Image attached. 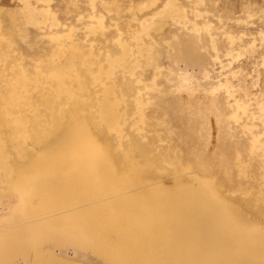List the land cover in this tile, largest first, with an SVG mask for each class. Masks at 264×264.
I'll use <instances>...</instances> for the list:
<instances>
[{
    "label": "rangeland",
    "instance_id": "obj_1",
    "mask_svg": "<svg viewBox=\"0 0 264 264\" xmlns=\"http://www.w3.org/2000/svg\"><path fill=\"white\" fill-rule=\"evenodd\" d=\"M106 82L120 134L101 125ZM72 116L117 177L127 149L138 164L107 196L207 185L264 226V0H0V264H110L84 238L86 201L15 192L17 166Z\"/></svg>",
    "mask_w": 264,
    "mask_h": 264
},
{
    "label": "bare ground",
    "instance_id": "obj_2",
    "mask_svg": "<svg viewBox=\"0 0 264 264\" xmlns=\"http://www.w3.org/2000/svg\"><path fill=\"white\" fill-rule=\"evenodd\" d=\"M126 50L121 45V55L109 61L108 78ZM112 92L113 86L106 82L98 112L101 125L120 134V112L109 98ZM15 119V131L24 136L20 118ZM25 164L16 168L17 195L32 186L52 185L57 198L48 199L49 205L86 201L78 213L84 238L110 264H264V226L207 185L165 188L160 182H147L130 193L107 196L135 184L138 164L127 149L126 174L117 177L108 163L107 149L76 116Z\"/></svg>",
    "mask_w": 264,
    "mask_h": 264
}]
</instances>
